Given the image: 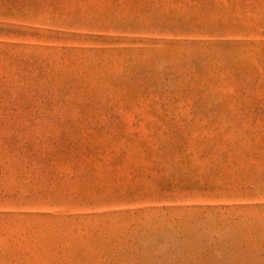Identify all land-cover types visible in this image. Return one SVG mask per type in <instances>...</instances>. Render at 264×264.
I'll list each match as a JSON object with an SVG mask.
<instances>
[{"label": "rangeland", "instance_id": "1", "mask_svg": "<svg viewBox=\"0 0 264 264\" xmlns=\"http://www.w3.org/2000/svg\"><path fill=\"white\" fill-rule=\"evenodd\" d=\"M0 264H264V0H0Z\"/></svg>", "mask_w": 264, "mask_h": 264}]
</instances>
